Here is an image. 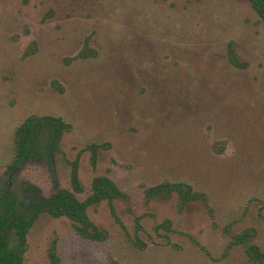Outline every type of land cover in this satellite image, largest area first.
Here are the masks:
<instances>
[{"label": "rangeland", "instance_id": "374dc122", "mask_svg": "<svg viewBox=\"0 0 264 264\" xmlns=\"http://www.w3.org/2000/svg\"><path fill=\"white\" fill-rule=\"evenodd\" d=\"M29 117L66 127L10 170ZM99 177L124 194L113 214L87 205L107 240L43 214L23 264H49L53 242L59 264H264L244 252L264 254V24L247 0H0V184L82 202ZM177 182L189 200L148 194Z\"/></svg>", "mask_w": 264, "mask_h": 264}, {"label": "trees", "instance_id": "16d2710c", "mask_svg": "<svg viewBox=\"0 0 264 264\" xmlns=\"http://www.w3.org/2000/svg\"><path fill=\"white\" fill-rule=\"evenodd\" d=\"M264 24V0H247ZM231 63L241 66L233 59L229 47ZM66 125L60 117H46L42 119L27 118L14 131L13 164L18 169L29 160H40L50 157L62 138ZM102 147L94 143L89 145L91 160L95 162L96 150ZM11 167V166H10ZM74 186L80 191V186L74 179ZM92 195L85 202H80L73 194L54 185V193L46 198L33 185H27L21 195L14 192L0 195V262L2 264H21V254L26 246V239L30 229L43 213L53 217L64 216L72 222L74 231L82 237L104 241L108 235L97 229L88 219L85 209L87 203L106 201L113 214V201L124 197L117 185L107 177L96 178L92 183ZM166 188L165 192L177 191L183 201L189 200L190 188L183 183H172L165 187H156L157 190ZM154 190V189H153ZM152 191V189H151ZM117 220V219H116ZM245 235L235 238V242H242ZM128 238L130 236L128 235ZM135 245L138 240L133 239ZM53 257V253H49Z\"/></svg>", "mask_w": 264, "mask_h": 264}, {"label": "flooded vegetation", "instance_id": "af4514ba", "mask_svg": "<svg viewBox=\"0 0 264 264\" xmlns=\"http://www.w3.org/2000/svg\"><path fill=\"white\" fill-rule=\"evenodd\" d=\"M32 118V117H31ZM42 119V118H41ZM36 120V119H35ZM23 123V122H22ZM21 123V124H22ZM20 126V125H19ZM11 166V167H10ZM9 166V168H10V170H12L13 168H15L16 170L18 169V166H15L13 163L11 164ZM19 170V169H18ZM74 179H76V177H75V175H74V177H73V185H74ZM76 181H77V179H76ZM78 182V181H77ZM9 184H10V179H7L5 182H4V184L3 183H1L0 184V187H2L3 185H5L6 186V189H1V190H3V191H0V195H2L3 193H8V192H14V191H12V190H9ZM55 184H57L56 183V181H54V185ZM27 185H32V184H27ZM27 185H25L23 188H25ZM53 185V186H54ZM34 186V185H33ZM166 186V185H165ZM165 186H161V187H165ZM36 187V186H35ZM92 187V186H91ZM157 187H160V186H157ZM8 188V189H7ZM23 188H21V191L23 190ZM39 189V188H38ZM77 189V188H76ZM154 189V190H153ZM40 190V189H39ZM63 190H65V189H63ZM91 190H92V188H91ZM41 191V190H40ZM166 191V188H163V189H161V190H157L156 189V187H154V188H152V191H151V189L149 190V192H148V194L149 195H157L158 193H164ZM174 192H177V191H175V190H173ZM69 192V191H68ZM14 193H16V192H14ZM54 193V192H53ZM52 193V194H53ZM71 193V192H70ZM168 193V192H167ZM170 193V192H169ZM178 193V192H177ZM18 195H21V192H20V194L19 193H17ZM51 194V195H52ZM71 194H73V193H71ZM42 195H43V193H42ZM50 195V196H51ZM74 195V194H73ZM92 195V194H91ZM90 195V196H91ZM178 195H179V193H178ZM44 196V195H43ZM49 196V197H50ZM75 196V195H74ZM89 196V197H90ZM180 196V195H179ZM45 197V196H44ZM76 197V196H75ZM88 197V198H89ZM181 197V196H180ZM46 198H48V197H46ZM77 198V197H76ZM87 198V199H88ZM182 200V199H181ZM87 201V200H86ZM81 202V201H80ZM82 202H85V201H82ZM88 204H91V203H87V205ZM87 205H86V208H87ZM85 212H86V209H85ZM43 214H45V215H48V216H50V217H53V216H51V215H49V214H46V213H43ZM43 214H41V215H43ZM40 215V216H41ZM87 215V214H86ZM39 216V217H40ZM61 217H64V216H61ZM87 217H88V215H87ZM54 218H60V217H54ZM66 218V217H65ZM68 219V218H67ZM89 219V218H88ZM38 220V219H37ZM36 220V221H37ZM69 220V219H68ZM90 220V219H89ZM70 221V220H69ZM70 223L72 224V222L70 221ZM36 224V222L34 223V225ZM93 224V223H92ZM33 225V226H34ZM94 225V224H93ZM95 226V225H94ZM96 227V226H95ZM33 228V227H32ZM31 228V229H32ZM72 228H73V226H72ZM97 228V227H96ZM30 229V230H31ZM98 229V228H97ZM74 230V229H73ZM100 230V229H99ZM103 231H105V230H103ZM30 232V231H29ZM75 232V231H74ZM106 232V231H105ZM76 233V232H75ZM29 234V233H28ZM76 235H78L77 233H76ZM28 236V235H27ZM79 236V235H78ZM79 237H81V238H83V239H87V240H90V241H94V242H104V241H98V240H92V239H88V238H85V237H82V236H79ZM108 238V237H107ZM107 240V239H106ZM130 241H131V243H132V245L134 246V247H136V248H138L139 250H143L144 248H143V246L141 245V246H139V241L137 242L138 244L137 245H135L134 244V242H133V239H129ZM234 244L235 245H245L246 243H245V240H243L242 242H235V240H234ZM26 250H27V239H26V246H25V248H24V251H23V254H21V264H23V258H24V254H25V252H26ZM50 252H52L53 253V257H50L49 256V253ZM244 252H245V254L247 255V257H248V259L249 260H251L252 262H257V263H262V261L260 260V258H264V254H261V253H259V252H257L256 251V248L254 247V246H248V247H246L245 248V246H244ZM225 257V255H222L221 257H220V259H217V262L219 261V262H221V259H223ZM48 259H49V264H59V258H58V256H57V254H56V246H55V243L53 242L52 244H51V246H50V248H49V251H48ZM0 264H2L1 262H0Z\"/></svg>", "mask_w": 264, "mask_h": 264}]
</instances>
